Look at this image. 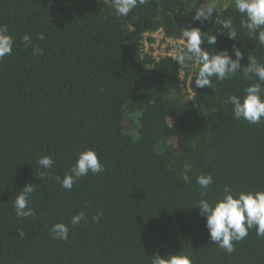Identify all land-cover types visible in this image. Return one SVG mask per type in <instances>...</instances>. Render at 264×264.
<instances>
[{
    "label": "trees",
    "instance_id": "1",
    "mask_svg": "<svg viewBox=\"0 0 264 264\" xmlns=\"http://www.w3.org/2000/svg\"><path fill=\"white\" fill-rule=\"evenodd\" d=\"M193 6L149 0L121 16L112 0H0V25L14 40L0 59V264H151L175 253L192 264H264V236L250 229L229 254L210 241L195 207L202 174L213 178L210 202L225 186L234 195L264 191V122L236 120L226 103L258 82L243 68L248 57L264 63V46L240 26L234 0L220 1L203 23L193 21ZM228 18L235 40L217 23ZM191 27L209 53L227 49L235 58L239 49L241 70L197 88L195 60L142 53L145 34L161 28L179 39ZM25 34L41 54L25 47ZM86 149L104 170L61 187L55 177ZM41 156L54 159L44 179ZM25 184L35 186L36 215L18 218L14 200ZM81 211L85 219L72 226ZM58 222L69 227L67 240L53 238Z\"/></svg>",
    "mask_w": 264,
    "mask_h": 264
},
{
    "label": "clouds",
    "instance_id": "2",
    "mask_svg": "<svg viewBox=\"0 0 264 264\" xmlns=\"http://www.w3.org/2000/svg\"><path fill=\"white\" fill-rule=\"evenodd\" d=\"M149 0H112V6L116 13L121 16H127L137 5L147 4ZM236 10L241 14L240 26L247 29L249 35L258 33L259 43L264 46V0H234ZM215 4L205 2L195 10L192 17L193 21L201 23L212 18L215 12ZM222 29L227 30V37L235 40L237 30L233 26L231 18L217 21ZM182 37L185 40V50L178 49L175 60L180 65H185L186 60H195L199 64L198 71L195 73V86L197 88L212 87L213 76L217 80H223L228 76L235 75L241 70L242 53L233 46L234 57L229 55L227 49L217 53H209L202 49L201 45L205 40L199 28H184ZM37 39L43 40L44 34L38 33ZM207 43L214 45L216 43L215 35L207 38ZM25 47L31 46L33 55L41 54L42 49L32 43L29 34L22 37ZM14 40L9 34L6 25H0V59L11 55ZM243 72L248 75H254L258 82L252 83L243 89L240 96L229 95L226 103L232 105L233 117L236 120H244L250 124H259L264 122V63L255 57H248V64L244 66ZM37 164L44 169L40 172V179L51 175L50 169L54 165V159L51 156H41L37 159ZM103 165L100 163L95 150L86 149L78 153L75 163L71 166L68 173L63 177H55L56 182L61 187L71 190L73 185L81 177L89 172L97 174L102 172ZM197 184L202 191L201 199L196 203L200 215L206 220V228L209 233V239L212 243L219 245L229 254L234 249V241L243 240L250 229H255L257 236H264V191H240L233 194V189L229 186L223 188L221 197L215 202H210L207 197V190L213 184L211 174L200 175L197 177ZM35 191V186L25 184L14 200L15 214L18 218L35 217V211L29 207L30 197ZM102 215V213H100ZM85 219L83 211L73 215L70 219L72 226L78 225ZM95 222L97 216H93ZM69 227L58 222L52 226L51 234L54 239L67 240ZM20 237L24 236L22 230H18ZM151 264H192L187 255L171 254L161 258L159 254L152 257Z\"/></svg>",
    "mask_w": 264,
    "mask_h": 264
},
{
    "label": "built area",
    "instance_id": "3",
    "mask_svg": "<svg viewBox=\"0 0 264 264\" xmlns=\"http://www.w3.org/2000/svg\"><path fill=\"white\" fill-rule=\"evenodd\" d=\"M146 37H152L153 41H148ZM170 47H177L178 49L186 50L184 38L180 37L179 39H172L166 36L161 28H158L153 33L144 35L141 49L144 56L154 60L165 55L175 57V55H172L168 51V48Z\"/></svg>",
    "mask_w": 264,
    "mask_h": 264
},
{
    "label": "rangeland",
    "instance_id": "4",
    "mask_svg": "<svg viewBox=\"0 0 264 264\" xmlns=\"http://www.w3.org/2000/svg\"><path fill=\"white\" fill-rule=\"evenodd\" d=\"M220 1L222 2L223 0H195V6H193L192 8H193V9H194L195 7L198 8V7H200L204 2H205V4L212 3V4H215V6H216V5L220 4ZM168 49H169L168 51H169L172 55H176V52H177V50H178L177 47H170V48H168Z\"/></svg>",
    "mask_w": 264,
    "mask_h": 264
}]
</instances>
